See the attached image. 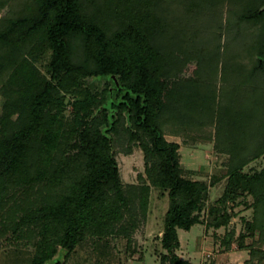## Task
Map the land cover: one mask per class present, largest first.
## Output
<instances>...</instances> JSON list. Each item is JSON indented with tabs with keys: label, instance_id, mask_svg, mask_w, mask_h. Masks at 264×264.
<instances>
[{
	"label": "trees",
	"instance_id": "16d2710c",
	"mask_svg": "<svg viewBox=\"0 0 264 264\" xmlns=\"http://www.w3.org/2000/svg\"><path fill=\"white\" fill-rule=\"evenodd\" d=\"M19 1L0 0V203L7 179L26 193L3 231L20 241L8 260L46 264L58 246L85 245L96 264H125L150 187L123 183L111 150L138 146L148 181L169 196L161 263L191 264L178 230L206 207V226L226 229L243 201L254 214L239 246L263 264L264 167L249 164L264 155V0ZM192 56L198 74L168 88ZM212 130L222 171L188 178L165 135Z\"/></svg>",
	"mask_w": 264,
	"mask_h": 264
},
{
	"label": "rangeland",
	"instance_id": "374dc122",
	"mask_svg": "<svg viewBox=\"0 0 264 264\" xmlns=\"http://www.w3.org/2000/svg\"><path fill=\"white\" fill-rule=\"evenodd\" d=\"M6 1V4L10 5L19 0ZM20 1L24 3V0ZM2 16L3 10L0 9V18ZM198 72L197 57L192 56L187 66L180 68L177 75L167 79L168 88L189 75H197ZM89 80L97 82L99 86H104V79H100L99 76L90 77ZM162 98H165V94L162 95ZM65 110L67 116L72 115L70 104L67 105ZM114 114H116L115 110L110 109L108 115ZM124 115L125 125L131 127L129 111L125 110ZM109 122H111V119ZM102 128L106 129L104 126ZM214 136V131L210 139L199 138L191 140L183 134L174 135L168 133L165 135L168 141L178 143L179 162L185 169L190 171L187 174L188 178L205 180L207 183H210L211 179L222 171L225 156L217 151ZM123 150L119 149L118 146L111 150V153L115 154L121 181L123 183L134 184L146 182L150 187L147 217L144 224L133 233L135 243L132 246L135 247V250L127 255L125 264H163L160 262L161 245L158 237L159 235L161 236L163 231L164 215L169 205L168 191L153 186L148 181L143 152L140 147L134 146L129 153L123 152ZM249 167L257 169L264 167V155L262 158L250 163ZM12 180V178L6 180L5 186L9 195L7 197L4 196L6 200L3 205L0 203V264H14L8 259L12 255V252L16 250L17 244H20V241L15 239V235L11 234L10 230L3 232L5 224L14 218L11 216L10 205L17 201V199L23 201V197L26 198L25 191L21 192L19 187H13L15 184ZM212 195L214 197L216 195L215 192L212 191ZM208 204L207 201L206 205L209 206ZM244 205L242 201L239 205H235L233 209H229L231 212H234V215L226 229H213L206 226V207L205 211L200 215V223L193 225L189 230H178L180 245L176 252L179 257L190 261L191 264H250L248 263L249 250L240 249L242 247L239 246L240 243L238 242L240 235L244 233L245 222L251 220L254 214L253 208L244 207ZM116 241L114 240V242ZM244 242L250 243L251 239L247 237ZM87 249L83 245L69 253L68 249L58 246L46 264L58 262H63V264H96L95 261L88 258Z\"/></svg>",
	"mask_w": 264,
	"mask_h": 264
}]
</instances>
